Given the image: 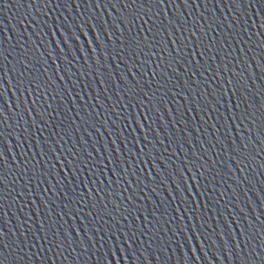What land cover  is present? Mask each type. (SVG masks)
Segmentation results:
<instances>
[{"label":"water","instance_id":"95a60500","mask_svg":"<svg viewBox=\"0 0 264 264\" xmlns=\"http://www.w3.org/2000/svg\"><path fill=\"white\" fill-rule=\"evenodd\" d=\"M232 7L169 0L155 15L130 0H0L4 264H260L264 0ZM136 11L159 33L131 24ZM241 94L253 113L243 124ZM21 241L36 246L17 253Z\"/></svg>","mask_w":264,"mask_h":264},{"label":"snow or ice","instance_id":"6c2138e0","mask_svg":"<svg viewBox=\"0 0 264 264\" xmlns=\"http://www.w3.org/2000/svg\"><path fill=\"white\" fill-rule=\"evenodd\" d=\"M44 2L45 3H48V2H50V0H44ZM169 2V0H130V3L132 4V5H136L137 3H139L140 4V7H141V9L142 8H144L146 5H149V6H155L156 7V9H157V12L155 13V15H160L161 13L159 12V6L161 5V4H167ZM184 2L185 3H196V0H184ZM230 3H231V5L233 6L232 8H231V11H233V12H237V6H239V8H243V6H244V3H245V0H230ZM128 5H125V7H127ZM196 6L197 7H199V4H196ZM151 11V7H149V12ZM149 12H143V14H141V12L140 11H136L135 13H134V15H133V17H132V19H131V21H130V23L131 24H135V22H136V20L137 19H140L141 21H142V25L143 24H147V25H149V27L147 28V29H145V31L146 32H148L149 34H152L153 33V30L154 29H156V33L158 34L159 33V31H160V29H158L157 27H156V24H155V22H154V20H153V16L152 15H149ZM144 17H147V19H144ZM86 23V22H85ZM122 23V22H121ZM172 23V20H169V24H171ZM176 23L177 24H179V21H176ZM161 25H163V21H161ZM61 27H65L64 25H61ZM194 28H195V26H194ZM102 30V29H101ZM180 32H181V35L183 34V32L185 31V29H184V27L183 26H181L180 27ZM65 31H68V29L65 27ZM175 31V30H174ZM76 34L77 35H79L80 34V29L79 28H76ZM191 36H198V33L196 32V31H193L192 33H191ZM133 39H135L136 40V42H137V45H139L140 43H141V40H140V38H139V33H137V36L136 37H133ZM144 40H148L149 39V37L148 36H145L144 38H143ZM151 39L154 41V44L153 45H151L153 48H155V47H157L158 45H159V41H156L155 40V35H152L151 36ZM68 40H71L72 42H73V44H75V36L73 35V33L72 32H68ZM173 42H175V43H179V39H177L176 41H173ZM61 43L62 44H64L65 43V41L64 40H62L61 41ZM147 47H149V45H145V48H147ZM141 51H144V49H141ZM160 51H161V53H163V49H160ZM205 52H206V48H205V50H202V52L200 53L201 54V56H203L204 54H205ZM46 53H44V54H42V55H45ZM138 53H133V55H137ZM145 54L147 55V53L145 52ZM161 58H162V56H161ZM71 63V62H70ZM144 63H147V60H145L144 61ZM156 67L157 68H159L160 67V65L158 64V65H156ZM169 67H171V65L169 64ZM207 68H205V72H207ZM25 71H27V65H25L24 66V69L21 71V76H23L24 75V72ZM136 75H141L139 72H137L136 73ZM156 75H157V73L155 72V70L153 71V73H152V76H153V79H155V77H156ZM171 73H169V77L171 78ZM35 79H37L36 77H33V79L32 80H29V85L31 86L32 84H33V82H34V80ZM136 83V85L137 86H139V81H136L135 82ZM228 83H230V84H232V86H233V88H235L236 89V92H240V89L242 88V87H244V85L242 84V82L240 81V80H235V82L233 83V81L232 80H230ZM149 87H150V85H148ZM165 85H161V87H164ZM35 88H36V90H37V92H39V90H40V84L39 83H36L35 84ZM173 91H174V88L172 89ZM157 91H159V89H157ZM248 91H250V89H248ZM236 92H233V95L235 96L236 95ZM175 95H180V93L179 92H176L175 93ZM154 97H155V92H153V93H151V94H149L148 92H144L143 93V96H142V98H141V100H140V103H144L145 102V100L149 103V104H152L153 103V99H154ZM237 98V103L235 104V105H233V107H235V108H240V106L242 105V104H245L246 105V107H245V109H244V111L242 112V113H239L238 115H235L234 116V118L235 119H238L240 122H241V124H243L245 121H247L248 119H249V117H251L252 115H253V113H251L248 109L249 108H251V106L252 105H250V104H247V97L246 96H244L243 94H241L240 96H237L236 97ZM221 99H222V96H221ZM161 100H163V98H161ZM217 103H219V101H217ZM146 111H151V109H145ZM213 110H216V109H209V111H213ZM35 115H37V117H39L40 116V114L39 113H36ZM147 118V117H146ZM46 126V125H45ZM150 131H151V129H149ZM261 135H264V127H262L261 128ZM22 139H23V137H22ZM148 147V145L147 144H145V148H147ZM262 151H264V149H261ZM141 151H143V149H141ZM237 158H239V157H237ZM201 168H203V165H201L200 166ZM197 172L199 173L200 172V169H197ZM0 183H2V179H0ZM65 206H67V205H65ZM244 212V209L243 208H240L239 210H238V215H240V214H242ZM59 227H63L62 225H60ZM42 230H44V224H41V227H40V229L38 230V231H42ZM246 230V229H245ZM30 231V230H29ZM47 231H51V227H49L48 229H47ZM57 235H60V233L59 232H54L53 233V236H57ZM38 239H43V240H45V241H47V232L45 233V236H40V237H38ZM128 239L129 240H134V236H129L128 237ZM63 242H67V236L65 235L64 236V241ZM63 242H61V243H54L52 246L53 247H55V248H60L61 246H62V243ZM13 243H15V242H13ZM36 245H35V243H33L32 245H27L26 243H25V241H21L20 242V246H17L14 250L17 252V253H24L25 252V247H28L29 248V250H30V248L31 247H35ZM247 245H245V247H246ZM6 247H12V245H6ZM235 247H236V245H234L233 246V248L232 249H229L230 251H234V249H235ZM256 252V250L255 249H250L249 250V253L250 254H253V253H255ZM33 255H35V253H33ZM258 255H259V258H260V264H264V246H262L261 248H260V250H259V253H258ZM23 258V257H22ZM0 264H4V262L2 261V260H0Z\"/></svg>","mask_w":264,"mask_h":264}]
</instances>
